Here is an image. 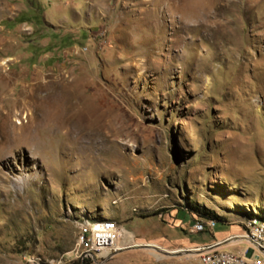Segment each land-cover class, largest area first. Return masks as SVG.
<instances>
[{"label":"rangeland","instance_id":"obj_1","mask_svg":"<svg viewBox=\"0 0 264 264\" xmlns=\"http://www.w3.org/2000/svg\"><path fill=\"white\" fill-rule=\"evenodd\" d=\"M1 115L0 264L114 223L84 261L198 264L187 202L231 240L264 217V0H0Z\"/></svg>","mask_w":264,"mask_h":264},{"label":"built area","instance_id":"obj_2","mask_svg":"<svg viewBox=\"0 0 264 264\" xmlns=\"http://www.w3.org/2000/svg\"><path fill=\"white\" fill-rule=\"evenodd\" d=\"M215 225L196 220L187 227L189 233H197L205 230H212ZM243 233L237 238L243 239L248 248L233 252L220 249L217 241L201 247H195L190 251L197 252L198 264H264V227L253 225V227H242ZM120 230L114 223L106 231H79L76 240H80V248H75L76 257L81 261H94L96 255L101 258L111 257V251H115L113 244L118 241ZM227 238L223 241H227ZM30 264H33V256H29Z\"/></svg>","mask_w":264,"mask_h":264},{"label":"crops","instance_id":"obj_3","mask_svg":"<svg viewBox=\"0 0 264 264\" xmlns=\"http://www.w3.org/2000/svg\"><path fill=\"white\" fill-rule=\"evenodd\" d=\"M196 221V220H195ZM194 220H192L191 222H190V224L189 225H191L192 223H194L195 222ZM237 228H239L238 226H236V225H232V226H230V230H228V229H226V230H223V231H219V232H213V229L212 230H205V231H207V232H211L212 234L213 233H215V234H217V238H215V237H213V239H211V240H208V241H205V242H202V243H198V242H192V244L191 245H194L195 247H201V246H204V245H208V244H211V243H215V242H217V241H222L221 243H220V246H219V248L220 249H223V250H228V249H230V251H233V252H237V251H241V250H244V249H246V248H248V244L243 240V239H238V240H234V238H233V240H231L230 239V242L227 240V241H223L222 239H224L225 237H227L228 238V236H226L225 234H235V233H237L238 232V229ZM241 231L243 232V228H242V226H241ZM232 234L230 235V236H232ZM233 236H235V235H233ZM178 242H181V244H189L188 242H190V241H187V240H185V239H179V240H177ZM176 241V242H177Z\"/></svg>","mask_w":264,"mask_h":264},{"label":"bare ground","instance_id":"obj_4","mask_svg":"<svg viewBox=\"0 0 264 264\" xmlns=\"http://www.w3.org/2000/svg\"><path fill=\"white\" fill-rule=\"evenodd\" d=\"M67 100V99H66ZM62 101V100H60ZM89 114V113H88ZM87 114V115H88ZM77 118V117H76ZM75 119V118H74ZM79 119V118H78ZM75 122V121H74ZM0 123H1V126H0V137L4 139V142H10V140L12 139V135H10L12 132V130L14 129L13 126H9V122H8V119L4 116H0ZM19 124V122H17ZM77 123V122H76ZM73 125V124H72ZM84 129V128H83ZM94 132V131H93ZM96 134V133H95ZM94 135V134H93ZM94 137V136H93ZM95 138V137H94ZM11 143V142H10ZM212 219H209L208 221H206L205 223L206 224H209V225H214V222L213 221H210ZM253 225H261L262 227H264V225L262 224V222H260V219L258 217H251L249 220H248V223L246 224L245 227H253Z\"/></svg>","mask_w":264,"mask_h":264},{"label":"trees","instance_id":"obj_5","mask_svg":"<svg viewBox=\"0 0 264 264\" xmlns=\"http://www.w3.org/2000/svg\"><path fill=\"white\" fill-rule=\"evenodd\" d=\"M187 206L189 207V208H191L190 206H192V208H194V211H195V214L196 215H199V216H204L205 218V220H199V221H201V222H206V221H208L209 219H214V221L217 223V221H220V217L219 216H217V215H215V213H213V212H210L208 209H203V211H202V209H200L199 210V208L198 207H195L194 205H192L190 202H187ZM190 205V206H189ZM252 216H255V217H258L260 220H262V221H264V217H260V216H258V215H255V214H248L247 215V218H250V217H252ZM218 219V220H217ZM93 220V219H92ZM94 221V220H93ZM195 221V220H194ZM79 264H89V263H87L86 261H81Z\"/></svg>","mask_w":264,"mask_h":264},{"label":"water","instance_id":"obj_6","mask_svg":"<svg viewBox=\"0 0 264 264\" xmlns=\"http://www.w3.org/2000/svg\"><path fill=\"white\" fill-rule=\"evenodd\" d=\"M135 247H149L148 245H133V246H129V247H126L127 249L128 248H135ZM125 248V249H126ZM163 252H165L166 253V255H174V256H176V255H179V251H173V252H168V251H163Z\"/></svg>","mask_w":264,"mask_h":264}]
</instances>
